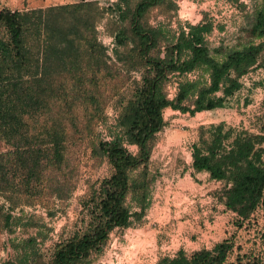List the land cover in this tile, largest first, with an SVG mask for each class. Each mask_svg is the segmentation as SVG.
I'll return each instance as SVG.
<instances>
[{"label":"trees","instance_id":"trees-1","mask_svg":"<svg viewBox=\"0 0 264 264\" xmlns=\"http://www.w3.org/2000/svg\"><path fill=\"white\" fill-rule=\"evenodd\" d=\"M162 6L172 8V3L117 0L107 9L116 12L120 23L112 34L113 59L125 74H138L129 95L116 104L118 132L109 141L93 137L94 127L105 121L99 88L121 78L107 65V49L96 37L95 24L106 11L92 2L0 10V142L9 147L0 153L3 199L14 209L19 198L39 193L41 186L57 200L67 199L68 179H57L66 162L65 124L71 133L93 137L90 156L110 169L79 198V225L53 245L47 262L32 264H90L114 230L127 228L131 219L139 221L149 207L156 179L150 153L164 125L163 111L194 116L229 108L243 89L241 78L264 69V0L245 14L237 36L248 42L238 49H209L203 40L209 23L187 25V32L179 28L176 34L161 25L149 26L147 14ZM199 72L207 80L185 78ZM171 79L175 93L169 99L165 88ZM242 104L248 101L244 98ZM124 145L134 146L136 152ZM190 158V177L206 174L209 181L221 184L216 198L234 214L237 228L264 207L263 133L222 123L199 127ZM4 219L8 223L10 216ZM233 247L231 238L224 239L189 255L178 250L157 264H260L257 258L238 254L231 260ZM0 264L30 263L25 258Z\"/></svg>","mask_w":264,"mask_h":264},{"label":"rangeland","instance_id":"rangeland-1","mask_svg":"<svg viewBox=\"0 0 264 264\" xmlns=\"http://www.w3.org/2000/svg\"><path fill=\"white\" fill-rule=\"evenodd\" d=\"M0 0V10L18 7H49L92 2L106 13L96 22L97 40L107 49L111 66L121 78L105 81L99 88L104 103L105 121L93 129V137L108 141L117 133L115 118L120 98L129 95L133 80L138 74H125L121 63L114 61L109 49L114 48L112 34L120 24L115 11L107 10L117 0ZM172 8L158 7L152 9L146 17L151 27L164 26L171 34L187 25L209 23L210 29L203 33L204 43L209 49L224 47L238 49L246 45L248 39L237 36L244 22L245 14L252 11L261 0H169ZM241 5L244 7L242 9ZM258 43V40H253ZM219 58V57H218ZM120 71V72H119ZM188 80L206 76L191 73ZM122 79V80H121ZM243 89L237 102H231L229 108L200 112L194 116L180 114L166 109L163 111V128L155 135L150 153V169L156 173L152 186L149 207L144 216L123 230H114L102 253L91 259L90 264H157L161 258H171L178 250L187 255L224 239H232L233 253L245 255L248 259L257 258L264 264V207H259L245 221L241 228L236 227L234 214L225 211L218 202L216 194L221 188L219 182L209 181L207 176L197 174L190 177V148L196 141L197 129L209 125L224 124L226 127L247 130L250 133L264 135V69L250 71L242 78ZM122 86V87H118ZM165 92L168 98L175 93V79L167 84ZM117 93L113 96V94ZM248 101L243 106V99ZM67 140L65 142V159L57 176L60 181L66 176L69 194L66 200H57L45 193V188L29 198H19L18 207L11 209L0 194V263L27 259L47 262L53 245L68 237L79 225V198L87 192L88 186L107 177L110 169L107 164L90 156V141L79 133H71L65 124ZM9 149L0 142V153ZM131 153L134 146H128ZM27 201L29 204H25ZM10 216L8 223L5 215ZM221 217V219H219ZM220 224L219 233L214 239L208 233L214 224ZM206 236V237H205ZM205 237V238H204ZM238 247V249H236ZM34 255V257H33ZM244 261H242L243 263Z\"/></svg>","mask_w":264,"mask_h":264},{"label":"crops","instance_id":"crops-1","mask_svg":"<svg viewBox=\"0 0 264 264\" xmlns=\"http://www.w3.org/2000/svg\"><path fill=\"white\" fill-rule=\"evenodd\" d=\"M17 0H13V3H12V5L11 6H15L14 4L16 3L17 4ZM41 8H43V6H38V7H29V5L28 6H26V7H23V6H21V7H18V8H13V9H7L8 11H14V10H16V11H26V10H31V9H41ZM6 10V9H5ZM204 176H207L206 174H203ZM219 219H221V217H219ZM220 224L221 223H218V224H214L213 225V227L211 228V229H209V230H213L212 232H204V234L203 235H206V233H208L211 237H209V238H212V240L214 239V237L216 236V235H220V231H219V229H220ZM206 237V236H205ZM204 237V238H205ZM216 244V243H215ZM204 249H208L207 247H204ZM184 251V250H183ZM185 252V251H184ZM175 254V253H174Z\"/></svg>","mask_w":264,"mask_h":264},{"label":"built area","instance_id":"built-area-1","mask_svg":"<svg viewBox=\"0 0 264 264\" xmlns=\"http://www.w3.org/2000/svg\"><path fill=\"white\" fill-rule=\"evenodd\" d=\"M183 31H184V32H187V29L183 27ZM203 36H204V35H203ZM109 50H111V49H109ZM241 80H242V78H241ZM169 99H171V98H169ZM116 117H117V116L114 115V118H115V119H116ZM109 140H110V138H109ZM109 140H108V141H109ZM124 147L127 149L128 146H127V145H124ZM173 256H174V255H172L171 257H173Z\"/></svg>","mask_w":264,"mask_h":264}]
</instances>
